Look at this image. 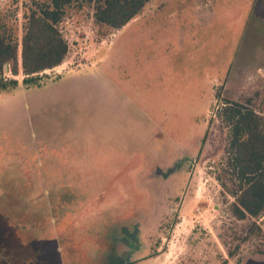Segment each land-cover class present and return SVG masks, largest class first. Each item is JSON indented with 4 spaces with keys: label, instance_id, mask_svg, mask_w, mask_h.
Here are the masks:
<instances>
[{
    "label": "rangeland",
    "instance_id": "rangeland-1",
    "mask_svg": "<svg viewBox=\"0 0 264 264\" xmlns=\"http://www.w3.org/2000/svg\"><path fill=\"white\" fill-rule=\"evenodd\" d=\"M33 1L0 0L21 41ZM71 0L63 63L0 93V264H264L234 212L227 102L264 120V0H149L114 29ZM122 244V246H121Z\"/></svg>",
    "mask_w": 264,
    "mask_h": 264
},
{
    "label": "trees",
    "instance_id": "trees-1",
    "mask_svg": "<svg viewBox=\"0 0 264 264\" xmlns=\"http://www.w3.org/2000/svg\"><path fill=\"white\" fill-rule=\"evenodd\" d=\"M149 0H99L95 19L101 25L120 29L136 18ZM71 0L33 1L24 15L23 35L0 29V93L18 86L19 80L6 77L5 65L13 76L22 70L25 86L39 85L40 74L61 65L68 43L59 24ZM222 114L230 126L229 167L239 181L234 212L239 219L260 217L264 213V120L256 111L227 102ZM122 246V244H121ZM107 264H135L123 255L112 254Z\"/></svg>",
    "mask_w": 264,
    "mask_h": 264
},
{
    "label": "crops",
    "instance_id": "crops-1",
    "mask_svg": "<svg viewBox=\"0 0 264 264\" xmlns=\"http://www.w3.org/2000/svg\"><path fill=\"white\" fill-rule=\"evenodd\" d=\"M255 2H256V0H254V4H255ZM214 5H215V0H212L210 7L201 8L198 11H194V12H189L188 15L193 14L194 19L198 20L199 23H201L203 25L207 24L210 21L209 18L213 17V15H212L213 9L212 8H214Z\"/></svg>",
    "mask_w": 264,
    "mask_h": 264
},
{
    "label": "built area",
    "instance_id": "built-area-1",
    "mask_svg": "<svg viewBox=\"0 0 264 264\" xmlns=\"http://www.w3.org/2000/svg\"><path fill=\"white\" fill-rule=\"evenodd\" d=\"M258 223H260L261 227L264 229V213L258 218Z\"/></svg>",
    "mask_w": 264,
    "mask_h": 264
},
{
    "label": "water",
    "instance_id": "water-1",
    "mask_svg": "<svg viewBox=\"0 0 264 264\" xmlns=\"http://www.w3.org/2000/svg\"><path fill=\"white\" fill-rule=\"evenodd\" d=\"M7 69L6 65H5V70Z\"/></svg>",
    "mask_w": 264,
    "mask_h": 264
}]
</instances>
